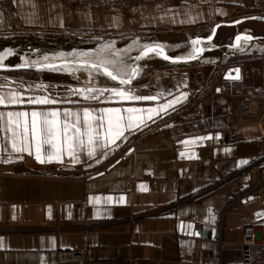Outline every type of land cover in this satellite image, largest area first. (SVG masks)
<instances>
[{"label": "crops", "instance_id": "crops-1", "mask_svg": "<svg viewBox=\"0 0 264 264\" xmlns=\"http://www.w3.org/2000/svg\"><path fill=\"white\" fill-rule=\"evenodd\" d=\"M104 40L111 42L90 48ZM141 44L162 45L171 58H196L141 59L129 84L0 73V95L58 101L0 105V113L58 110L82 117L85 109L99 115L105 108L159 109L181 101L115 144L97 147L92 157L87 147L78 149L79 162L64 155L62 163H40L34 147L32 155L15 153L11 133L0 130V264H58L61 249H84L87 264H206L219 253L220 239L228 244L224 263L241 264L244 227L264 225L263 195L251 191L264 166V114L243 113L251 89L264 84V0H125L111 8L0 0V65L8 67L0 72L50 71L21 66L101 55L104 45L113 46L108 59L120 50L124 58ZM25 54L56 57L28 62ZM237 66L241 78L232 80L231 94L222 93L212 72L223 71L217 79H225ZM89 88L157 99L120 100L109 91L86 99L89 93L75 91Z\"/></svg>", "mask_w": 264, "mask_h": 264}, {"label": "snow or ice", "instance_id": "snow-or-ice-1", "mask_svg": "<svg viewBox=\"0 0 264 264\" xmlns=\"http://www.w3.org/2000/svg\"><path fill=\"white\" fill-rule=\"evenodd\" d=\"M240 39L241 37H237V47L239 46ZM243 39L250 40L251 37L246 36ZM192 43L196 45L200 41H193ZM112 47V45H104L100 51L101 53L111 51ZM79 55L90 56L91 54L80 53ZM113 55H118V53H113ZM152 55L162 56L165 60L170 59V57L164 54L163 46L158 44L144 45L141 54L135 59L149 58ZM190 56L193 59L196 58L195 53L190 54ZM0 59H3V57H0ZM172 62H177V60H173ZM114 63L115 61L112 60L101 59L90 63L85 62L83 66L89 67L113 81L119 80L120 84H129L138 74V69L132 68L129 73H126L128 78L125 79L123 75L110 70L108 66ZM45 67H49L54 71L59 70L55 66L45 65ZM65 70H68L67 67ZM231 78L238 79L239 76L237 74V76ZM75 91L81 93L86 91L89 93V96L85 97L86 99H98V97L91 96L93 91L99 92L101 95L103 92L109 91L112 96L118 97L120 100L157 99L155 96H138L129 91L114 88H89L86 90L77 89ZM25 102L34 105H48L55 104L58 101L47 96L28 98L25 101L16 93L0 95V105H15ZM180 102V98H177L174 102L161 105L159 109H139L134 107L125 109L105 108L99 115H95L93 112L85 109L82 117L75 112L64 111L61 113L58 110L47 112L32 111L30 113L27 111L0 113V130L11 133V148L15 153L28 152L29 155H32L34 147L35 158L40 163H51L53 161L62 163L64 155L69 156L74 162H79L78 149L83 150L87 147V155L92 157L95 155L97 147L107 148L115 144L117 140L125 136L126 132L146 127L148 121H153L155 116L172 107L174 103ZM185 143L190 142L186 141ZM45 146H48V148H45ZM111 199V197L106 198V202H110ZM95 202L99 203L100 198H96Z\"/></svg>", "mask_w": 264, "mask_h": 264}, {"label": "built area", "instance_id": "built-area-1", "mask_svg": "<svg viewBox=\"0 0 264 264\" xmlns=\"http://www.w3.org/2000/svg\"><path fill=\"white\" fill-rule=\"evenodd\" d=\"M72 4H88L96 8H111L121 6L125 0H68ZM223 71H220L222 77ZM218 85V84H217ZM232 80L221 78L219 81V89L222 93L231 94ZM245 102V101H244ZM245 116H259L264 114V84L254 86L249 93V100L244 105ZM239 127H234V131H239ZM264 131V127H263ZM138 169V166H136ZM134 174L129 176L126 190L133 191ZM152 188H149V191ZM260 191L264 198V166L258 171L256 179L251 187V191ZM219 253L212 257L204 259L206 264H225L223 252L228 247L224 240H219ZM242 253L241 264H264V225L260 228L254 225H248L243 229V241L240 245ZM87 264L86 253L84 249H73L58 251V264Z\"/></svg>", "mask_w": 264, "mask_h": 264}, {"label": "rangeland", "instance_id": "rangeland-1", "mask_svg": "<svg viewBox=\"0 0 264 264\" xmlns=\"http://www.w3.org/2000/svg\"><path fill=\"white\" fill-rule=\"evenodd\" d=\"M111 40H104L103 42H100L98 44H96L94 47H90L91 49H99V47L104 44V43H110ZM123 42V41H122ZM119 45L123 44V43H118ZM261 44V43H260ZM142 44L140 46V48H142ZM140 48L137 49L135 52H133L130 56L127 55L126 57L123 58V50L120 51H114V53H118L117 56H114L112 59H108L106 56H108L107 54H105V52L100 53L101 55H94V56H83V57H72V60H79V61H85V62H95V61H99L101 59H105V60H112L115 61L114 64H110L108 67L112 68L114 70L117 71L118 74L126 76V73H129L131 71L132 68L135 67V58L138 55ZM89 50V48H85L82 50ZM259 51H263V48H259L257 50L254 51V54H261V52ZM101 52V51H100ZM128 53V52H127ZM55 55H45L44 56H40V55H24V57L22 58L23 61H28V62H38V61H52L55 59ZM71 57H68L66 59H70ZM65 59V58H63ZM157 59L158 61H162L161 58H153V59H144V62H148L150 60H154ZM60 61L61 58H59ZM208 64L210 63L209 61H207ZM51 63V62H50ZM205 63V62H204ZM57 71L54 70H17V71H3L0 72L2 74L3 79H7V78H15L16 80L19 79H28V80H44V81H58L61 80L62 81H67V80H78L81 81L82 83H98V82H103V81H108V82H115L111 80L110 78L101 75L99 72L94 71L93 69L89 68V67H79V66H75V67H68V70H65L66 67L64 66H59L56 67ZM102 71V70H101ZM212 77H215L217 80V83L219 85V81L220 79V73L217 72H212Z\"/></svg>", "mask_w": 264, "mask_h": 264}, {"label": "water", "instance_id": "water-1", "mask_svg": "<svg viewBox=\"0 0 264 264\" xmlns=\"http://www.w3.org/2000/svg\"><path fill=\"white\" fill-rule=\"evenodd\" d=\"M141 54V52L139 53V55ZM164 54L167 55L164 51ZM168 56V55H167ZM169 57V56H168ZM188 59H192V58H186V59H176V58H171L170 57V61H173V60H177V61H187ZM140 60H137L135 59V67L134 68H137L138 69V74L135 76L134 79H136L139 75V64H140ZM66 63H71V64H76V65H84L85 64V61H79V60H72V61H55V62H51V63H43V64H37V65H27V66H21V68H33V69H50L49 67H45V65H50V66H61L63 64H66ZM90 63V62H89ZM0 69H8L7 66H4V65H0ZM102 70V69H101ZM112 70V69H110ZM237 70H238V73H237ZM113 71V70H112ZM239 76L238 79L241 78V68L239 66L237 67H232L230 68L227 73L225 74L224 78L225 79H231V80H237V79H233L231 77H235V76ZM125 79H127L128 77H124ZM132 79L131 82L134 80ZM116 82L119 83V80H116ZM130 82V83H131Z\"/></svg>", "mask_w": 264, "mask_h": 264}, {"label": "bare ground", "instance_id": "bare-ground-1", "mask_svg": "<svg viewBox=\"0 0 264 264\" xmlns=\"http://www.w3.org/2000/svg\"><path fill=\"white\" fill-rule=\"evenodd\" d=\"M64 65H76V64L66 63V64H63V65H61V66H64ZM77 66H83V65H77ZM57 67H59V66H57ZM83 67H84V66H83Z\"/></svg>", "mask_w": 264, "mask_h": 264}]
</instances>
